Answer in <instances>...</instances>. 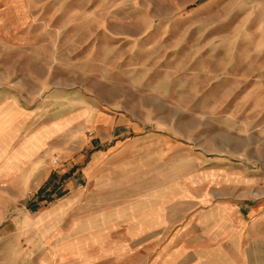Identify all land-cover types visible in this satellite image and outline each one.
Listing matches in <instances>:
<instances>
[{
	"label": "crops",
	"instance_id": "obj_1",
	"mask_svg": "<svg viewBox=\"0 0 264 264\" xmlns=\"http://www.w3.org/2000/svg\"><path fill=\"white\" fill-rule=\"evenodd\" d=\"M252 71L264 86V63ZM166 86L137 88L121 110L116 92L101 99L109 109L71 100L35 129L19 97L0 94V221L6 195L41 187L60 164L69 179L59 193L70 192L36 224L40 239L56 245L47 250L53 257L63 250L88 261L110 253L147 264H264V176L234 158L232 134L175 111Z\"/></svg>",
	"mask_w": 264,
	"mask_h": 264
},
{
	"label": "rangeland",
	"instance_id": "obj_2",
	"mask_svg": "<svg viewBox=\"0 0 264 264\" xmlns=\"http://www.w3.org/2000/svg\"><path fill=\"white\" fill-rule=\"evenodd\" d=\"M263 45L264 0H0V94L18 96L35 129L71 100L109 109L101 99L116 92L121 110L137 88L159 93L168 85L163 94L174 96L175 111L197 113L203 129L232 134L234 158L261 177L264 86L251 78L252 67L264 63L257 53ZM245 143L251 148L238 150ZM66 168L55 165L41 187L6 195L0 264H147L110 253L88 261L47 252L56 245L40 239L36 224L70 192L59 193L68 183ZM78 190H85L83 182Z\"/></svg>",
	"mask_w": 264,
	"mask_h": 264
},
{
	"label": "built area",
	"instance_id": "obj_3",
	"mask_svg": "<svg viewBox=\"0 0 264 264\" xmlns=\"http://www.w3.org/2000/svg\"><path fill=\"white\" fill-rule=\"evenodd\" d=\"M30 195H32V192H29Z\"/></svg>",
	"mask_w": 264,
	"mask_h": 264
}]
</instances>
